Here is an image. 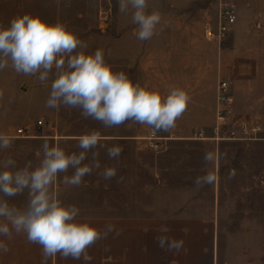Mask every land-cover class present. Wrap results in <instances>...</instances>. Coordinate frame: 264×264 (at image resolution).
<instances>
[{"label":"rangeland","instance_id":"374dc122","mask_svg":"<svg viewBox=\"0 0 264 264\" xmlns=\"http://www.w3.org/2000/svg\"><path fill=\"white\" fill-rule=\"evenodd\" d=\"M147 0L148 11L158 10L162 14L159 27L178 24L177 30H158L150 40L140 41L136 37L137 25L131 21V13L122 14L118 9V0H61L60 21L65 22L75 31L81 40L88 45L87 51L94 52L101 48L105 59L114 65L116 70H123L137 81L138 63L134 59L140 55L180 54L182 35L189 39L196 35L204 39V29L209 26L215 29L220 2L228 0ZM235 3L236 0H232ZM40 0H0V11L18 6L37 14ZM109 8V18L100 19V10ZM52 11V9L50 8ZM40 15V14H39ZM42 18L53 22L52 14H41ZM11 15H2L0 20L9 23ZM180 23L190 24L189 31H182ZM198 28H201L198 31ZM122 29H125L122 31ZM130 29V30H127ZM134 29V30H131ZM212 29V30H213ZM258 46L253 47V55L264 60V33L253 32ZM235 37L233 28L229 29L221 39L209 40L219 48L226 49L230 40ZM238 53L251 54L250 47L244 46V34H238ZM254 37V38H255ZM260 54V55H259ZM156 63H152L155 65ZM256 65V64H255ZM145 68L143 69V67ZM149 64H141V85L149 84L143 71L148 73ZM137 71V72H136ZM258 77L247 86L241 94V104L249 110H234V120L242 117L247 125L244 139L230 136L231 125H223L218 134H206L204 130L185 134L187 139H166L169 132H156L147 125L126 123L119 127L104 128L99 122L84 119L79 110L59 108L50 120L56 122L61 134H84L92 129L98 130L103 136L123 135L124 139L105 140L102 143L113 146L120 145L123 152L117 160L109 159L104 150H100L101 170L106 166L117 167V177L111 180L102 179L95 171L84 178V183L77 187V199L92 201L93 204H109L110 212L127 213L130 211L147 213L150 202L157 198H204L216 199L225 210L235 212L238 218L247 222H230L220 236V248L253 264H264V63H259ZM155 74V71H152ZM155 76V75H154ZM223 75H221L222 77ZM144 78V79H143ZM139 81V80H138ZM5 83V84H4ZM0 81V88L8 90L9 84ZM50 87L51 81L42 84L34 76H29L27 84ZM168 91V89L166 90ZM165 92V91H164ZM167 94V93H162ZM3 98L16 101L14 95H3ZM33 116L26 122L31 124L38 120ZM44 119V118H42ZM238 121L234 126L238 132ZM248 123V124H247ZM21 125L15 123L14 127ZM253 127H259L254 129ZM181 135V134H173ZM244 135V133H243ZM205 136L209 139H200ZM158 148H154V144ZM79 151V149H78ZM213 152L215 159L205 164V152ZM211 171L215 176L213 184H205L197 188L194 180L197 176ZM231 173V178L229 175ZM123 177L121 183L117 179ZM94 211H98L96 207Z\"/></svg>","mask_w":264,"mask_h":264},{"label":"clouds","instance_id":"9594fccd","mask_svg":"<svg viewBox=\"0 0 264 264\" xmlns=\"http://www.w3.org/2000/svg\"><path fill=\"white\" fill-rule=\"evenodd\" d=\"M118 9L122 14L131 13L138 40H150L158 34L162 14L148 11L147 0H118ZM87 48V43L65 22H49L39 14H17L7 25L0 24V70L10 66L17 74L35 76L42 84L51 81L47 108L79 110L84 119L97 121L104 128L130 122L147 125L155 134L176 127L191 102L185 89L172 86L165 95L147 83L142 86L108 63L103 49L88 52ZM3 94L0 90V98ZM13 139L0 133V150L10 148ZM102 139L96 129L85 132L78 137V152H68L45 140L36 153L42 158L35 166L29 160L17 167L11 157L0 161V237L11 240L13 234L26 236L29 243L40 246V264H48L57 256L91 264L93 258L88 249L110 234L119 236L120 230L109 224L101 232L92 223L77 219L79 207L65 204L52 187L61 174L62 182L72 187L81 186L94 171L104 180L116 178L115 165L101 170L100 150L119 162L123 147L108 146ZM214 159L213 152H205V164ZM122 181L123 177L117 179V183ZM214 182L211 171L194 180L197 188ZM25 192L27 201L23 206L6 199ZM156 241L167 251L179 252L183 247L182 240L164 235ZM8 251L5 240H0V253Z\"/></svg>","mask_w":264,"mask_h":264},{"label":"crops","instance_id":"0c3cea01","mask_svg":"<svg viewBox=\"0 0 264 264\" xmlns=\"http://www.w3.org/2000/svg\"><path fill=\"white\" fill-rule=\"evenodd\" d=\"M236 1L237 18L230 27V29L233 28L235 37L230 40L226 49L218 47L217 51V44L211 43L204 34L205 40L200 38V35L189 39V35L184 34L182 35L184 44L180 54L156 57L138 55L134 59L138 63L136 77L139 82L142 77L141 64H149L148 73L143 71V77L149 78L148 85L151 88L167 93L166 90L170 87L178 86L185 89L191 96L187 110L177 120L176 127L168 131L171 135L166 139H187L185 134L193 130H204L206 134L219 133L220 128H216V85L220 78L231 81L230 94L233 97V103L228 116L230 125H235L238 121L239 123L247 121L242 117L234 120L232 112L250 109L247 106L243 108L240 106L241 94L258 77V72H254L253 67L258 68L259 63H264L262 58L258 56L256 58L252 54L253 47L258 46L254 43L257 39L253 32L264 33V0ZM39 4L37 14H52L53 22L60 20L61 0H40ZM187 4L188 0H184L181 7ZM24 13H28V10L22 5V7L15 6L0 11V16L11 15L13 18L17 14ZM0 24L8 23L0 20ZM179 25L182 31H189L190 24L180 23ZM159 27L162 26L159 25ZM163 27L165 28L157 29L177 30L178 24ZM200 30L201 28H198V31ZM242 33L244 46L246 49L250 47L251 54L238 53L236 49L238 34ZM152 63L156 64L152 65ZM152 71H155V74ZM28 78L29 76L17 74L10 66L0 70V81L9 84L8 90L4 88L0 90H3V95L12 94L16 97L15 103L13 100L9 102L8 99L0 98V133L14 138L10 148L0 150V161L11 157L16 161L17 167H23L29 160L34 166L38 164L42 157H37L36 153L45 140L50 145L59 144L68 152H78L77 144L80 136V134L60 133L56 122L49 118L57 109L45 106L50 87L33 86L30 83L28 85ZM33 116H38L39 119L44 118L41 128H37V120L26 124L32 120ZM15 123L21 125L14 127ZM20 126L30 127L31 135L18 136L16 129ZM175 133L181 135L174 136ZM101 136L102 141L124 139L123 135ZM200 139H209V137L202 136ZM68 174H71V170ZM62 176L63 174L58 176L52 190L65 204H75L79 207L80 215L77 219L92 223L101 232L105 231L109 224L120 230L119 236L110 234L106 239L97 241L88 249V254L93 258L91 264H253L246 262L243 256L239 257L236 253L226 252L220 248L221 233L227 230L223 224L244 220L241 219L242 217L238 218L236 210L232 214L230 209L225 210V206H221L216 199L157 198L150 202L147 213L110 212L108 209H102L109 207L108 203L105 206L102 203L93 204L92 201L78 200L77 187L65 185L62 182ZM6 199L17 206H23L27 201V192ZM94 207L98 208V211H94ZM244 216V222H247L248 216ZM161 235L182 240V249L175 252L160 248L156 238ZM0 240H5L9 249L6 254L0 253V264H40L41 248L37 244L29 243L26 236L13 234L11 240H6L4 237H0ZM48 264H83V262L64 260L57 256L50 259Z\"/></svg>","mask_w":264,"mask_h":264},{"label":"built area","instance_id":"2783aa9c","mask_svg":"<svg viewBox=\"0 0 264 264\" xmlns=\"http://www.w3.org/2000/svg\"><path fill=\"white\" fill-rule=\"evenodd\" d=\"M110 10L104 7L100 10V19L105 21L109 18ZM237 18V7L236 3L232 0L224 1L220 5L218 12V19L215 29L208 27L205 29L204 35L208 40L221 39L224 34L230 29L235 23ZM231 81L226 78H220L216 85V128H221L223 125L228 124V116L231 112V105L233 103V97L230 94ZM43 120L39 119L36 121L37 128L43 126ZM240 132L236 130L233 125L229 131L230 136L236 139H244L246 134L247 125L245 122L238 124ZM259 129V127H253ZM244 133V135H243ZM18 136H29L31 135V129L28 126H20L16 129ZM159 146L157 143L154 144V148L157 149Z\"/></svg>","mask_w":264,"mask_h":264}]
</instances>
